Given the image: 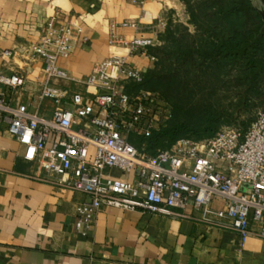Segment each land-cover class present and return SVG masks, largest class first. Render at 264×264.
I'll use <instances>...</instances> for the list:
<instances>
[{"label":"built area","instance_id":"obj_1","mask_svg":"<svg viewBox=\"0 0 264 264\" xmlns=\"http://www.w3.org/2000/svg\"><path fill=\"white\" fill-rule=\"evenodd\" d=\"M123 27L138 30L135 23ZM81 39L80 24L53 17L26 51L42 63L35 110L23 102L12 106L0 90V125L24 147L25 162L36 167L34 177L85 196L77 206L75 230L86 234L104 208L158 216L192 209L206 227L234 232L242 244L251 235L264 240V110L247 130L224 127L212 138L180 140L150 156L131 139L165 128L170 105L158 94L126 91L145 75L127 57L107 58L83 77L61 68L59 62L72 56ZM158 41L138 33L111 44L155 63L149 50ZM0 85L18 92L27 81L13 75L0 77ZM45 101L54 105L48 118L40 113Z\"/></svg>","mask_w":264,"mask_h":264},{"label":"crops","instance_id":"obj_2","mask_svg":"<svg viewBox=\"0 0 264 264\" xmlns=\"http://www.w3.org/2000/svg\"><path fill=\"white\" fill-rule=\"evenodd\" d=\"M53 17L82 28L85 41L59 62L75 77L89 75L112 56L127 57L144 73L153 70L155 63L141 53L129 56L111 41H131L138 33L159 39L170 22L188 20L181 0H0V54L13 53L0 56V77L27 81L18 92L0 85L12 106L23 102L35 110L42 63L26 51ZM124 23H135L138 30ZM53 109L45 101L40 113L48 118ZM24 152L0 125V264H264V240L251 235L242 244L234 232L206 227L192 209L158 216L104 208L81 234L74 223L85 196L34 177L36 167L25 162Z\"/></svg>","mask_w":264,"mask_h":264},{"label":"trees","instance_id":"obj_3","mask_svg":"<svg viewBox=\"0 0 264 264\" xmlns=\"http://www.w3.org/2000/svg\"><path fill=\"white\" fill-rule=\"evenodd\" d=\"M182 2L192 30L170 22L160 45L149 50L154 69L126 87L130 94H158L171 107L165 128L131 139L150 156L180 140L212 138L223 127L247 130L264 110V21L253 0ZM227 94L235 96L230 109L217 101Z\"/></svg>","mask_w":264,"mask_h":264},{"label":"rangeland","instance_id":"obj_4","mask_svg":"<svg viewBox=\"0 0 264 264\" xmlns=\"http://www.w3.org/2000/svg\"><path fill=\"white\" fill-rule=\"evenodd\" d=\"M183 22H185V20H183ZM177 23H179V22L177 21ZM181 24L187 25L190 28V30H192V27L188 24V20L185 23H181ZM233 100H235V96L230 97L228 94L225 95V96H219V97H217V101L219 102V105L224 106L225 109H228V108L230 109L232 107V104L234 105V102L235 101H233ZM241 117L243 118L242 120H244V118H246L247 116L246 115H243Z\"/></svg>","mask_w":264,"mask_h":264},{"label":"water","instance_id":"obj_5","mask_svg":"<svg viewBox=\"0 0 264 264\" xmlns=\"http://www.w3.org/2000/svg\"><path fill=\"white\" fill-rule=\"evenodd\" d=\"M253 5L262 21H264V0H253Z\"/></svg>","mask_w":264,"mask_h":264}]
</instances>
